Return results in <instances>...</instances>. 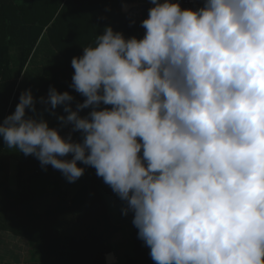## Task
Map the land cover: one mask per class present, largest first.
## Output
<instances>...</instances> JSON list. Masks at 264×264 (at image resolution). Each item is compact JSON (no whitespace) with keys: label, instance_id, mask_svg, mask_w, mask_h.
Here are the masks:
<instances>
[{"label":"clouds","instance_id":"clouds-1","mask_svg":"<svg viewBox=\"0 0 264 264\" xmlns=\"http://www.w3.org/2000/svg\"><path fill=\"white\" fill-rule=\"evenodd\" d=\"M151 2L142 39L106 26L72 58L75 111L67 91L40 98L81 142L26 116L30 88L0 136L69 183L95 168L156 264H264V0Z\"/></svg>","mask_w":264,"mask_h":264},{"label":"trees","instance_id":"trees-1","mask_svg":"<svg viewBox=\"0 0 264 264\" xmlns=\"http://www.w3.org/2000/svg\"><path fill=\"white\" fill-rule=\"evenodd\" d=\"M124 1L133 0H29L25 5L20 3V7L25 6L31 15L34 9L40 12L39 22L35 23L34 19L27 22L15 20L14 14H9L7 8L16 1L0 0V123L14 113L20 94L29 88L36 101V111L45 107L50 109L51 106H44L40 99L45 93L49 94L50 87L60 93L69 92L74 97L70 103L76 110V105L83 103L86 97L70 87L74 74L72 58L82 56L84 47L96 41L106 26L123 33L126 39L132 36L142 39L145 34L141 22L148 18L150 6L134 14H123L119 6ZM44 27L59 51L61 60L53 66H43L20 89L16 79L23 72ZM13 47L18 50L16 77H12L9 68ZM104 107L110 109L112 106L101 105V108ZM51 111L55 112L57 120L50 128H57L63 136L68 125L61 127L58 117L67 116V113L63 111L62 105ZM90 111L91 108H86L79 114L84 117ZM26 116H33L32 111L26 109ZM69 134L73 141L81 142L83 139L81 132H72V128ZM12 152L16 159L14 188L10 185ZM142 152L143 149L141 156ZM77 165L85 171L77 179L78 186L74 193H70L56 175L60 170L51 165L42 168L38 159L8 148L0 136V230L33 242L34 254L38 256L35 262L21 264H107V255L113 252L108 242L120 225L111 221L103 191L108 190L113 195L122 212L126 205L96 175L95 168L85 166L82 162H77ZM70 214L77 228L73 233H61L59 217ZM122 218L131 226L134 256L118 264H156L149 255L150 249L137 237L138 230L132 224L133 213H122Z\"/></svg>","mask_w":264,"mask_h":264},{"label":"rangeland","instance_id":"rangeland-1","mask_svg":"<svg viewBox=\"0 0 264 264\" xmlns=\"http://www.w3.org/2000/svg\"><path fill=\"white\" fill-rule=\"evenodd\" d=\"M15 1H16V3L13 4L12 7L9 6L7 8V11L9 14H11V15L14 14L15 18L14 17H12V18H14L17 21L22 20L23 22L30 21L31 19H34L36 21L35 23L39 22L38 16H39L40 12L38 10L34 9V14L31 15L24 8L25 6L20 7V5H21L20 3L25 5L29 0H19V1L15 0ZM51 1L52 0H48V2H51ZM36 3L39 4V2H36ZM87 11L90 15H92L89 9H87ZM46 37L47 36L45 35V38ZM42 47H43V45L39 46V50L36 51L33 59L31 61H29V63L27 61L26 65L23 69V72L16 79L17 87H19L20 89L23 88L26 81L32 75L39 73V71H40L39 69L41 68V67H39V64L41 63V58H45L46 56H48V55H44V56L41 55V48ZM17 53L18 52H17L16 48L13 47L11 49V52H10V67H9L10 71H11L10 74L12 75V77L17 76V70H18V54ZM53 53L54 54H50L51 57H53L54 55H57L59 53V51H58V53L57 52H53ZM40 55H41V58H40ZM53 69H54V67L51 68V70H53ZM6 73H7V71H6ZM44 95H43V97H44ZM35 115H36V118L43 117V119H45L48 122L49 127L51 126V124L54 121L57 120L56 115H52L50 112H48L44 109L41 110L40 112H37ZM69 131H70V129H69ZM66 133H68V135H69L67 127H65V133L62 137H67V136H65ZM71 157H72V155L68 154V156L63 157L62 159H69L70 160ZM15 163H16V159L14 158V154L12 152V158L10 160V167H14ZM56 175L61 179L63 187L68 189L70 191V193H74V190L78 186V180H76L74 183H69L66 180V178L63 176L62 172L58 171V172H56ZM101 179H103V178H101ZM103 194H104L105 200L107 202L108 213H109L111 221L117 223V225H120L118 230L116 232H114L112 237L109 239L108 243L112 245L113 252L111 254L107 255L108 258H107L106 262H107V264H118V263L125 261L129 257L134 256L133 249H132V240L130 237L131 226L129 225V223L126 220H124L122 218L123 212L120 208V204L117 203V201L115 200L113 195L111 193H109L108 190L107 191L104 190ZM59 223H60L61 233H64V232L65 233H73L75 231V229L77 228L76 223L74 222L73 215H71V214L59 217ZM15 239H17V238H15ZM14 241L16 242V240H14ZM14 241H13V243L10 244L13 247L12 254H13L14 258L12 260V263L8 262V264H21L22 261L23 262L28 261L29 257H32V256H30V254L27 250L19 253L18 252L19 247L17 246V244ZM36 257L38 258V256H36ZM3 264H5V263H3Z\"/></svg>","mask_w":264,"mask_h":264},{"label":"crops","instance_id":"crops-1","mask_svg":"<svg viewBox=\"0 0 264 264\" xmlns=\"http://www.w3.org/2000/svg\"><path fill=\"white\" fill-rule=\"evenodd\" d=\"M148 1L149 0H133V1L121 2L120 6H119L120 12L123 14H134V13L139 12L143 8V6L145 7L148 5V6H150V8L155 6V5L154 6L150 5ZM159 2L163 3L164 0H159ZM172 2L173 3H179L182 9L196 10L199 7L203 6V4L202 5H196L193 7L192 6H186V5L181 4L178 0H172ZM133 8H137V12H134L132 10ZM45 30H46V27H44L39 39L37 40V43L35 45L34 50L32 51L31 55L29 56V58L27 60L29 63V61H31L33 59L36 51L39 50V46L43 45V47L41 48V55H43V56L48 55V56H46L45 58H41V55H40L41 63L39 64V67H41V68L45 65H52L53 66L61 60L60 54L58 53V51L54 47V44L51 40L49 33H47ZM45 35L47 36L46 38H45ZM94 43H95V41L92 42L91 45H94ZM17 52H18V50H17ZM53 52H57L58 54L51 57L50 54H54ZM43 109L46 110V107ZM43 109H41V110H43ZM41 110L36 111L35 113L32 112L33 116L36 117L35 114L37 112H40ZM48 112L52 113L53 111H48ZM10 185L12 188L15 187V168L14 167L10 168ZM15 238H17V239H15ZM14 240H16V242ZM13 241L19 247L18 248L19 253H21L22 251H25V250H27L29 252L30 256H32V257H29V259H28V261L30 263L37 261V257L34 254V243L33 242H31L27 239H24L20 236L14 235L8 231L0 230V264H3V263L8 264V262L12 263V260L14 258L13 254H12L13 247L10 244L13 243ZM28 261H26V262H28ZM26 262L22 261V263H26Z\"/></svg>","mask_w":264,"mask_h":264},{"label":"built area","instance_id":"built-area-1","mask_svg":"<svg viewBox=\"0 0 264 264\" xmlns=\"http://www.w3.org/2000/svg\"><path fill=\"white\" fill-rule=\"evenodd\" d=\"M181 4L186 6H196V5H202L204 3V0H178ZM69 126H67V130L69 132ZM65 136H68V133L65 134Z\"/></svg>","mask_w":264,"mask_h":264},{"label":"water","instance_id":"water-1","mask_svg":"<svg viewBox=\"0 0 264 264\" xmlns=\"http://www.w3.org/2000/svg\"><path fill=\"white\" fill-rule=\"evenodd\" d=\"M148 2H149L150 5L154 6V5L152 4L151 0H149ZM143 7H144V6H143ZM132 10H133L134 12H137V8H133ZM47 97H48V93H45V95H44L45 101L47 100ZM43 104H44V106L47 105V103H45V102H43ZM74 111H75V110H74ZM68 126H69V128H72V125H71V124H69ZM107 258H108V256H107Z\"/></svg>","mask_w":264,"mask_h":264}]
</instances>
